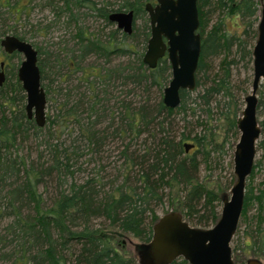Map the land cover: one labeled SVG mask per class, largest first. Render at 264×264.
<instances>
[{"label": "trees", "instance_id": "16d2710c", "mask_svg": "<svg viewBox=\"0 0 264 264\" xmlns=\"http://www.w3.org/2000/svg\"><path fill=\"white\" fill-rule=\"evenodd\" d=\"M3 1L14 9L12 16L19 14V0ZM151 1L121 0L118 7L109 8L108 0L102 5L94 0H48L45 6H51L58 18L67 14L68 23L77 21L75 10L80 7L93 9L105 21L111 11L133 10L135 21ZM225 7L226 16L243 20L242 37L230 33L223 18L211 23V16ZM197 8L201 52L196 87L180 91L176 108L162 101L171 76L167 58L148 68L143 54L133 50L134 34L118 35L115 28L103 36L77 28L74 36L80 52L57 75L59 83L67 81L68 85H43L44 66L38 54L47 109L42 127L25 112V93L17 78L20 62L7 65L0 86V260L13 264H139L136 257L118 249L123 244L121 234L141 242L139 255L151 240L157 211L165 203L193 227L209 228L217 222L224 195L206 185L201 165L207 166L216 153L222 159L224 154L231 156L238 140L237 118L245 88L243 82L235 81L233 65L237 74L239 60L245 69H252L258 4L257 0H197ZM148 22L144 42L149 37ZM233 47L239 57L229 58ZM93 55L102 62H82ZM219 56L218 66H212L209 60ZM114 57L122 60L114 63ZM73 72L80 74L74 79ZM119 87L125 89L124 97L118 99ZM260 124L264 130V120ZM25 139L33 140L35 158L21 152ZM116 139L121 148L108 166L114 171L112 177L101 176L108 168L101 161L91 173L92 156L102 159L108 142ZM185 142L194 144L188 152ZM256 169L264 178V156L254 164L250 178ZM50 183L55 185L54 193L46 198ZM252 206L254 227L244 233L241 244L264 258V180L245 190L243 222L249 220ZM98 220L106 225L97 224ZM171 264L188 263L179 258Z\"/></svg>", "mask_w": 264, "mask_h": 264}, {"label": "water", "instance_id": "95a60500", "mask_svg": "<svg viewBox=\"0 0 264 264\" xmlns=\"http://www.w3.org/2000/svg\"><path fill=\"white\" fill-rule=\"evenodd\" d=\"M260 18L257 37L252 47L251 91L244 96V105L237 118L238 140L233 149L232 165L235 181L230 196L221 201L217 222L209 228L189 225L179 212L169 211L152 226L149 243L142 246L139 264H171L181 258L188 264H235L231 242L242 215L247 178L251 175L256 158V143L261 128L257 119V89L264 80V0H259ZM145 11L149 20V37L142 61L155 68L166 57L170 64V79L163 88L165 106L176 108L181 101L180 91H193L201 52L197 0H156L147 2ZM111 22L131 34L134 24L133 10L112 11ZM5 53L17 52L22 60L17 67V78L25 93L24 109L36 125L46 123V93L41 85L38 51L28 41L13 34L0 40ZM4 62L0 61V86L5 82ZM194 144L185 142L188 152ZM244 264H262L258 259H248Z\"/></svg>", "mask_w": 264, "mask_h": 264}, {"label": "rangeland", "instance_id": "374dc122", "mask_svg": "<svg viewBox=\"0 0 264 264\" xmlns=\"http://www.w3.org/2000/svg\"><path fill=\"white\" fill-rule=\"evenodd\" d=\"M14 0H11L10 3H13ZM48 0H19L17 4V9L19 10V14L13 15L11 14L10 4L6 2L0 3V31L3 34L0 36L3 37L5 34H16L18 36H22L26 41H29L33 44L35 48L39 51V59H41L43 66H44V79H42L43 85L46 87L54 88L56 85H68L67 81H63L59 83V78H57L58 72H64L67 70V65H71L74 62L71 58L72 55H78L79 50L78 46L76 45V35L77 28L84 27L86 34L93 33L97 35H105L110 31V29L115 28V23H110L109 25L105 24L104 18L97 16L96 11L87 7H80L75 10V14L77 17V21L74 23L73 21L67 24V14L61 15L59 18L56 16L55 11L51 6H45ZM98 3V5H102V2L105 3L106 0H94ZM111 3L109 8H116L121 3V0H108ZM258 4V11L256 14L257 20L254 24L255 27V36L252 41V45L255 43V39L257 37V24L260 18V1L257 0ZM227 7L224 9L217 10L211 16V23L215 22L217 19L223 18L227 24L228 31L230 33H235L237 36L241 35L244 29V22L241 20L239 16H235L233 14H228L227 16ZM233 15V16H232ZM148 21V14L145 11L141 14L140 17L136 18L133 25V42L132 47L134 51L139 53H144L146 48V42H144V26L145 21ZM149 24V22H148ZM14 32V33H13ZM237 48H232V54L229 56L231 57H239L237 53ZM22 55L19 54L17 57L9 58L6 53H4L3 49L0 47V61L3 60L8 64H18L21 59ZM222 56H219L215 59H210L209 63L212 66H218L220 59ZM238 59V58H235ZM103 59H97L96 56H88L82 62L85 64L87 63H99L102 62ZM122 60V57H114L112 61L119 62ZM244 62L239 60L238 69H240V73L237 74V69L235 65H233V73L234 79L237 84H241L243 82L242 87L245 88L243 90V97L250 93L251 91V81H252V69L247 70L244 68ZM252 65V63H251ZM79 73L73 72L71 77L75 79V76L79 75ZM53 79V81H51ZM56 79L57 81H54ZM76 82V80H74ZM167 85V84H166ZM124 87H119V90H116L115 95H118V99L124 97ZM120 95V96H119ZM257 99H258V106H257V119L259 124L262 120H264V80H261V83L256 92ZM130 98V97H129ZM137 97L136 99H139ZM244 105V100H243ZM15 108V107H14ZM242 111V110H241ZM47 113V109H46ZM241 114V113H240ZM260 136L256 143V158L255 163L264 156V130L261 127ZM181 130V129H180ZM222 134V132H221ZM120 140L109 141L106 145L105 149L106 152L102 159H99L98 156L95 158V155L92 156V164L91 170H96L97 162L104 167H108L110 162L114 159L118 158L119 149L121 148ZM34 142L32 139H25V141L21 144V152L24 155L30 153V155L35 158L36 151L34 150ZM227 146H225V149ZM234 149V146H233ZM232 156L233 151L231 152V156H222L219 153L213 155L212 161L201 165V177L206 183V185L212 189H214L220 196L224 195V197L230 196V188L235 181V176L233 174V165L229 166L231 159L232 164ZM121 162V161H120ZM106 173V175H105ZM114 173L113 170H110L108 167L107 170L101 175L105 178H111L112 174ZM262 180H264L263 175L261 172L256 169L255 174L252 178L248 177L246 182L245 190L248 189L249 186L256 187ZM54 183H50L48 187V191L45 193L46 198L54 193ZM169 207L167 203L157 211L159 217L168 213ZM255 207L252 206L249 208L247 217L248 221L243 222V218H240L239 225L237 231L232 239L231 248L233 251V257L237 260V264H244L248 259H258L264 264L263 257H256L252 254V251L249 248H244L242 246V241L244 237V233L250 232L251 229L254 227L253 220H251L252 216L255 214ZM97 224L99 225H106L103 220H98ZM123 244L122 247H117L120 251H124L127 256H134L138 260V247L140 246L141 242L130 236L121 234L120 239ZM238 248L236 251L235 249ZM0 264H13L12 262L6 260H0Z\"/></svg>", "mask_w": 264, "mask_h": 264}, {"label": "flooded vegetation", "instance_id": "af4514ba", "mask_svg": "<svg viewBox=\"0 0 264 264\" xmlns=\"http://www.w3.org/2000/svg\"><path fill=\"white\" fill-rule=\"evenodd\" d=\"M155 1L156 0H154V1H151L150 3L151 4H155ZM114 11H117V10H114ZM112 12V11H111ZM110 12V13H111ZM110 13H108V15L110 14ZM108 15H107V21L105 22V24L106 25H109L110 23H114V22H111V21H109V19H108ZM72 22V21H71ZM70 22V23H71ZM67 24H69V23H67ZM115 25H116V23H115ZM115 29L117 30V33H118V35H120V34H122V33H124V31L122 30V29H120V28H118L117 26H115ZM106 34H108V33H106ZM125 34V33H124ZM5 35H7V34H5ZM4 35V36H5ZM3 36V37H4ZM3 37H1L0 38V40L3 38ZM29 42V41H28ZM31 43V42H30ZM146 43H147V41H146ZM32 44V43H31ZM1 47V46H0ZM2 48V47H1ZM146 49V48H145ZM5 53V52H4ZM14 53V52H13ZM17 53V52H16ZM10 54H12V53H10ZM19 54V53H18ZM39 54V53H38ZM6 55H9L8 53H6ZM164 58V57H163ZM22 60V59H21ZM1 61H3V60H1ZM4 62V72H5V75H6V68H7V65H8V63H6L5 61H3ZM2 86V85H1Z\"/></svg>", "mask_w": 264, "mask_h": 264}]
</instances>
